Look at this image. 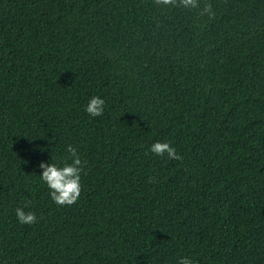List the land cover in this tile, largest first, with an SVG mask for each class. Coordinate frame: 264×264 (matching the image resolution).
Instances as JSON below:
<instances>
[{
	"label": "trees",
	"instance_id": "16d2710c",
	"mask_svg": "<svg viewBox=\"0 0 264 264\" xmlns=\"http://www.w3.org/2000/svg\"><path fill=\"white\" fill-rule=\"evenodd\" d=\"M69 144L80 194L57 205L38 162ZM181 256L264 264V0H0V264Z\"/></svg>",
	"mask_w": 264,
	"mask_h": 264
},
{
	"label": "clouds",
	"instance_id": "9594fccd",
	"mask_svg": "<svg viewBox=\"0 0 264 264\" xmlns=\"http://www.w3.org/2000/svg\"><path fill=\"white\" fill-rule=\"evenodd\" d=\"M163 5H168L170 0H159ZM174 2V0H172ZM183 8L191 9L196 7V0H179ZM204 12L210 9L206 5ZM105 101L101 96L92 95L84 105V111L89 116L101 115L104 111ZM67 156L58 162H38L39 180L48 189L50 199L57 205L74 203L80 194L82 160L76 148L71 144L66 145ZM147 151L156 155H165L170 159H179L176 149L168 141H155L149 145ZM15 217L20 224H32L36 220V214L32 211H25L23 207L15 208ZM178 264H196L195 260L188 256H181Z\"/></svg>",
	"mask_w": 264,
	"mask_h": 264
}]
</instances>
